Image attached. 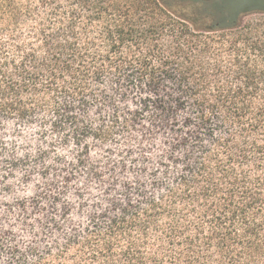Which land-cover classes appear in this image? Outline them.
I'll return each mask as SVG.
<instances>
[{
    "label": "trees",
    "instance_id": "trees-1",
    "mask_svg": "<svg viewBox=\"0 0 264 264\" xmlns=\"http://www.w3.org/2000/svg\"><path fill=\"white\" fill-rule=\"evenodd\" d=\"M4 121L43 168L0 264H264V0H0Z\"/></svg>",
    "mask_w": 264,
    "mask_h": 264
},
{
    "label": "rangeland",
    "instance_id": "rangeland-1",
    "mask_svg": "<svg viewBox=\"0 0 264 264\" xmlns=\"http://www.w3.org/2000/svg\"><path fill=\"white\" fill-rule=\"evenodd\" d=\"M8 122L0 123V141L5 146L0 152L2 154L0 155V231L13 232L19 240L27 242L37 231V221L35 218L25 220L20 215L18 203L22 201L30 203L42 189L39 174L43 167L20 164L19 167L13 168L9 160L15 157V154L17 159L28 155L31 159L34 158L39 146L38 131L35 128H18ZM64 154L68 156V153ZM52 158L53 156L46 160L45 166L50 167L53 163ZM96 187L94 184L89 187V192H93L94 196L99 194Z\"/></svg>",
    "mask_w": 264,
    "mask_h": 264
}]
</instances>
